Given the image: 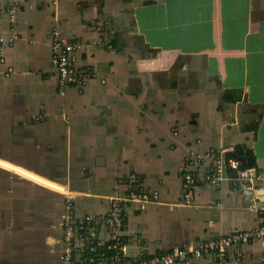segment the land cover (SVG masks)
Wrapping results in <instances>:
<instances>
[{
  "label": "crops",
  "instance_id": "1",
  "mask_svg": "<svg viewBox=\"0 0 264 264\" xmlns=\"http://www.w3.org/2000/svg\"><path fill=\"white\" fill-rule=\"evenodd\" d=\"M0 35V166L36 182L2 179L0 264H62L63 196L103 208L89 197L129 193L131 172L157 195L129 200L132 255L264 218V0H0ZM54 35L82 44L84 85L58 88ZM237 145L255 165L182 197L187 155ZM225 264H264V241L229 245Z\"/></svg>",
  "mask_w": 264,
  "mask_h": 264
},
{
  "label": "built area",
  "instance_id": "2",
  "mask_svg": "<svg viewBox=\"0 0 264 264\" xmlns=\"http://www.w3.org/2000/svg\"><path fill=\"white\" fill-rule=\"evenodd\" d=\"M2 40L3 36L0 35V41ZM50 48L58 88L61 89L68 83L84 85L91 71L89 67L79 63L78 55L83 48L82 44L54 35ZM205 155L212 160L204 165L201 164L203 156L198 154H189L184 158L180 167L183 180L182 197L190 198L193 186L199 181L214 182L216 178H223V173L227 175L228 169L235 170L238 176L245 170L240 168L241 160L236 157L208 151ZM120 183L124 187L121 186L118 190L147 194L142 179L136 173L123 176ZM141 188L145 190H139ZM65 197V211L60 221L62 264H187L190 258H199L210 253L214 254L219 263L225 264L229 245L264 241L263 218L251 228L233 229L216 237L175 246L169 250L132 255L128 251L124 231L127 205L134 202L119 198L101 199L100 201L108 202L105 207L77 213L71 196Z\"/></svg>",
  "mask_w": 264,
  "mask_h": 264
},
{
  "label": "trees",
  "instance_id": "3",
  "mask_svg": "<svg viewBox=\"0 0 264 264\" xmlns=\"http://www.w3.org/2000/svg\"><path fill=\"white\" fill-rule=\"evenodd\" d=\"M227 156H233L241 160V164L239 165L240 168H246L255 165V156L251 149L246 148L244 146L237 145L232 151H229L226 153ZM227 173L229 175L235 174V170L228 169ZM6 174L3 175L0 172V184H2V187H5L4 182L2 183V179H6ZM1 188V187H0Z\"/></svg>",
  "mask_w": 264,
  "mask_h": 264
},
{
  "label": "rangeland",
  "instance_id": "4",
  "mask_svg": "<svg viewBox=\"0 0 264 264\" xmlns=\"http://www.w3.org/2000/svg\"><path fill=\"white\" fill-rule=\"evenodd\" d=\"M51 43V42H50ZM204 152L202 153V156H204L205 154H206V152H207V150L206 149H204L203 150ZM215 154H223V152H218V153H215ZM201 156V157H202ZM28 164H30V163H28ZM32 166H35V167H40V165H37V164H31ZM203 165H201V167H202ZM44 171H50V169L49 168H47V167H45L44 168ZM0 172L3 174V175H5L6 174V177L8 178V177H13V175H15L13 178H15V177H17V178H19V179H28V181H31L32 183L34 182L33 180H31V179H29V178H26V177H24V176H22V175H20V174H18V173H15V174H11L10 172V170L9 169H7V168H3V167H1L0 166ZM61 174H59V173H57V176H60ZM62 176V175H61ZM62 179L64 178V177H61ZM11 180V179H10ZM8 183V182H7ZM34 183H36V182H34ZM71 183H73L72 181H71ZM5 184H6V182H5ZM75 184H77V183H75ZM122 186V185H121ZM0 187H2V184H0ZM93 187H95V186H93ZM122 187H124V186H122ZM149 189V188H148ZM147 188H146V190H148ZM139 190H145L144 188H141V189H139ZM151 193H152V191H151ZM46 198L45 199H48V198H51V199H55V197L57 198V197H59L58 195H54V196H48V198H47V196H45ZM77 197H81V196H77ZM65 195L63 196V201H65ZM82 199V201H85L86 199H88V197H85V198H81ZM89 199H90V201H88V202H90V203H92L93 204V202L94 203H98L100 206L101 205H106L108 202H105V201H100V200H98V199H96V198H91V197H89ZM96 201V202H95ZM130 206H132L131 204H128L127 205V207H130ZM85 212V211H84ZM61 245V244H60Z\"/></svg>",
  "mask_w": 264,
  "mask_h": 264
},
{
  "label": "bare ground",
  "instance_id": "5",
  "mask_svg": "<svg viewBox=\"0 0 264 264\" xmlns=\"http://www.w3.org/2000/svg\"><path fill=\"white\" fill-rule=\"evenodd\" d=\"M157 195L155 193H152L151 195L149 193L147 194H143V193H136V192H129L123 196L121 195H116L112 198H119V199H123L124 201H129V200H133V199H136V200H140V201H145V200H150L152 197H156ZM111 198V199H112Z\"/></svg>",
  "mask_w": 264,
  "mask_h": 264
}]
</instances>
